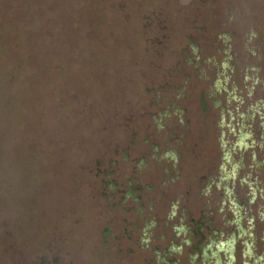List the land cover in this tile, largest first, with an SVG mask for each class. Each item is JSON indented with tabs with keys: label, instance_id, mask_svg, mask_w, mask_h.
Returning a JSON list of instances; mask_svg holds the SVG:
<instances>
[{
	"label": "rangeland",
	"instance_id": "1",
	"mask_svg": "<svg viewBox=\"0 0 264 264\" xmlns=\"http://www.w3.org/2000/svg\"><path fill=\"white\" fill-rule=\"evenodd\" d=\"M0 264H264V0H0Z\"/></svg>",
	"mask_w": 264,
	"mask_h": 264
}]
</instances>
